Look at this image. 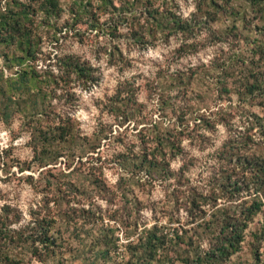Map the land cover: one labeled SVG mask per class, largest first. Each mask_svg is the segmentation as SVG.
Here are the masks:
<instances>
[{"label": "rangeland", "instance_id": "374dc122", "mask_svg": "<svg viewBox=\"0 0 264 264\" xmlns=\"http://www.w3.org/2000/svg\"><path fill=\"white\" fill-rule=\"evenodd\" d=\"M127 1L0 0V15L28 13L39 74L30 100L0 96V248L24 264H142L128 245L153 226L167 235L157 257L183 264L218 234L206 228L213 204L245 212L253 201L252 189L236 199L224 185L232 147L264 158V0ZM12 54L22 51L1 41L4 77L19 68L6 66ZM70 55L94 81L71 75L54 94L51 74ZM66 115L76 139L43 145L35 127ZM259 197L222 264H264Z\"/></svg>", "mask_w": 264, "mask_h": 264}, {"label": "trees", "instance_id": "16d2710c", "mask_svg": "<svg viewBox=\"0 0 264 264\" xmlns=\"http://www.w3.org/2000/svg\"><path fill=\"white\" fill-rule=\"evenodd\" d=\"M106 1L108 2L107 6H109V2H112V0ZM134 2L135 0L127 1L128 4H133ZM56 4L57 0H46L45 6L46 8H53ZM80 16L81 15H77L76 18ZM24 19H28V13L25 11L0 15V42H4L8 47L15 45L20 51H22V54L20 55H6L7 60H9L6 66H19L15 71L14 76L4 77L2 71L0 72V81L4 84V87L3 85H0V96L3 97L6 95L9 99H12L13 96L17 97L19 93L23 92L26 93L25 99L30 100L33 95L31 92H34L35 94V89L33 90L31 85L35 83V81H38L39 78L38 72L31 64H28V62L31 61L30 58L34 56L35 46L30 37V30L23 24ZM151 31H153L152 27L148 29L149 35L153 34L150 33ZM140 35L143 36V34ZM14 41L17 43L15 44ZM261 52H264V50H261ZM59 61L62 64V66H60L62 73L59 75L51 74V80L49 79L51 81L50 90L54 94L57 92L58 87L69 85L68 82L71 75H75V77L80 79L84 88H87L89 84L94 81V75L90 66L81 62L73 55L60 58ZM24 62L26 64L22 66ZM34 86H36V84H34ZM252 86H255L254 83L251 84V87ZM119 93L120 90H116V94ZM128 100L132 101L131 98H128ZM1 113L4 120H6L7 113L5 111H2ZM74 120L73 117L66 115L64 119L60 118L54 123L38 124L35 127V132H37L39 136H42L43 145L51 141L63 142L67 140H75L79 133L74 126ZM89 145L90 147H93V144L89 143ZM234 149L237 155V162L235 163V167L232 166L230 169L228 167V174L226 176V184L224 187L230 196L235 197L236 199H239V196L245 192L248 194L250 189H252V192L249 194H254L253 201L246 208L245 212H239L236 209L233 210L230 206H217V204H213L211 206L212 211L208 214L210 219L205 220L208 225L206 228H209L211 223H214L215 225L218 224L219 232L214 237L213 241L210 242L208 248L202 250L197 249L192 255L187 254L186 256L178 257L183 264H222L227 261L229 257L240 248V243L243 240V232L247 227L248 219L260 210L262 201L259 197V193L264 190V158L254 156L248 158L245 153L241 155L237 153L239 148L232 147L231 150ZM42 150L43 147H41L40 151ZM48 158L49 155H44L42 153L40 157H37L40 163L43 164L47 163ZM229 158L231 161L233 159V154H230ZM149 164L154 163L149 161ZM235 171L241 172V177H233L232 174L235 173ZM206 212L207 211L199 209L198 217L204 215ZM242 213L244 214L243 216ZM186 232V229H182L181 233L176 232L174 234L175 239L179 243L187 242V239L190 237L186 236ZM166 236L167 235L162 232L157 233L156 226L145 229L138 237L136 243H130L128 245V249H132L130 251L131 257H137L139 261L143 262L142 264H153L154 261L157 262L156 264H166L160 259L161 256L166 257L164 254L167 245ZM44 240H49L47 234L44 235ZM22 247H24V245H22ZM138 251L140 254L136 255L135 252ZM159 251L161 253H159ZM158 255L160 257H157ZM131 262L132 258L127 264H130ZM0 264L24 263L21 258H17L15 255H10L8 249L4 250L0 248ZM170 264L173 263L170 262Z\"/></svg>", "mask_w": 264, "mask_h": 264}]
</instances>
